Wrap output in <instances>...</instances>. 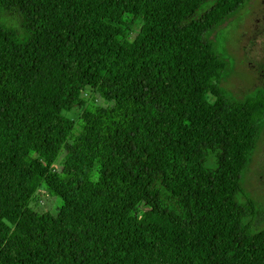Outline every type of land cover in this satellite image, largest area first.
<instances>
[{
  "label": "trees",
  "instance_id": "1",
  "mask_svg": "<svg viewBox=\"0 0 264 264\" xmlns=\"http://www.w3.org/2000/svg\"><path fill=\"white\" fill-rule=\"evenodd\" d=\"M245 2L0 0V264H264V92L231 99L208 37ZM88 39L118 48L105 72ZM92 93L58 170L45 149ZM40 181L56 214L29 208Z\"/></svg>",
  "mask_w": 264,
  "mask_h": 264
},
{
  "label": "rangeland",
  "instance_id": "2",
  "mask_svg": "<svg viewBox=\"0 0 264 264\" xmlns=\"http://www.w3.org/2000/svg\"><path fill=\"white\" fill-rule=\"evenodd\" d=\"M211 2L204 5L205 8ZM203 7V10L205 9ZM202 10V11H203ZM135 33L132 34L134 36ZM217 43L218 50L228 66L218 81L231 99L245 101L258 91L264 92V0H246L244 6L208 35ZM118 52V48L97 39H88L82 56L83 62L105 72ZM85 94L87 109L76 106L66 112V121L59 124L52 142L45 149L54 159V166L62 169L64 145L76 123L81 119L97 123L96 110L107 105L99 96ZM86 104V105H87ZM99 107V108H98ZM68 119V120H67ZM245 187L256 202V213L251 221L255 226L264 224V120L261 121L259 141L253 160L244 177ZM35 198L29 208L37 213H57L61 197L45 190L41 181L34 190Z\"/></svg>",
  "mask_w": 264,
  "mask_h": 264
}]
</instances>
